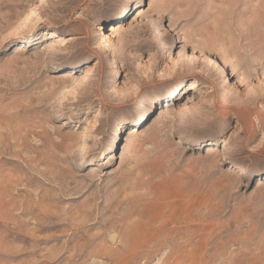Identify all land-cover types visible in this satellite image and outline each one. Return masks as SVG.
<instances>
[{"label":"rangeland","instance_id":"374dc122","mask_svg":"<svg viewBox=\"0 0 264 264\" xmlns=\"http://www.w3.org/2000/svg\"><path fill=\"white\" fill-rule=\"evenodd\" d=\"M0 196V264H264V0H0Z\"/></svg>","mask_w":264,"mask_h":264},{"label":"bare ground","instance_id":"6f19581e","mask_svg":"<svg viewBox=\"0 0 264 264\" xmlns=\"http://www.w3.org/2000/svg\"><path fill=\"white\" fill-rule=\"evenodd\" d=\"M123 28V26L122 27H120L119 29H122ZM216 62H218V58L217 59H215V58H212V61L210 62V63H216ZM161 111H163V110H161ZM163 115L165 114V112H163L162 113ZM164 117V116H163ZM162 117V118H163ZM135 130H136V128H133L131 131H134V132H132L130 135H129V137H132L133 135H135V134H138L139 133V131L138 132H135ZM224 143V142H223ZM9 146V145H8ZM228 146V144L226 143L225 145H224V147H227ZM13 151V150H12ZM11 151V152H12ZM214 152V151H213ZM209 153H211V152H209ZM7 154V153H6ZM4 189H5V187H4ZM4 191V190H3ZM7 201H9V200H7ZM4 203L5 202V200H4V197H2L1 198V196H0V203ZM13 202V200H11V201H9V203H12ZM13 204V203H12ZM161 246V245H160ZM163 246V245H162Z\"/></svg>","mask_w":264,"mask_h":264}]
</instances>
